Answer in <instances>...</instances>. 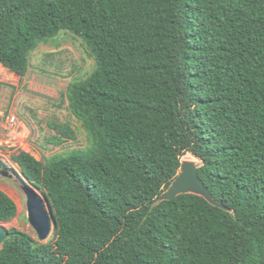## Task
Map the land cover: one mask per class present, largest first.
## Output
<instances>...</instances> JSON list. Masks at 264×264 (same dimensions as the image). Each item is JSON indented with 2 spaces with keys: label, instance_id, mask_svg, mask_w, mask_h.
<instances>
[{
  "label": "trees",
  "instance_id": "obj_1",
  "mask_svg": "<svg viewBox=\"0 0 264 264\" xmlns=\"http://www.w3.org/2000/svg\"><path fill=\"white\" fill-rule=\"evenodd\" d=\"M62 32L96 61L65 96L89 146L13 156L57 230L10 228L0 264H264V0H0V67L23 79ZM187 154L223 208L159 201ZM17 214L0 189V223Z\"/></svg>",
  "mask_w": 264,
  "mask_h": 264
},
{
  "label": "rangeland",
  "instance_id": "obj_2",
  "mask_svg": "<svg viewBox=\"0 0 264 264\" xmlns=\"http://www.w3.org/2000/svg\"><path fill=\"white\" fill-rule=\"evenodd\" d=\"M95 67L96 61L83 40L68 32H62L49 43L40 45L31 54L28 72L23 79L0 67V163L12 175L9 178L0 173V189L18 206L17 216L8 223H0V227L26 232L38 244L53 241L51 219V232L44 241L39 240L31 226L23 187H32L44 205L45 194L22 176L20 167L12 158L25 151L43 160L89 146L87 133L71 115L65 96L71 83L86 79ZM54 121L71 124L76 140H68L61 145L52 144L49 140L55 132L48 123ZM189 155L184 156L182 162L200 163ZM45 208L49 215L47 206Z\"/></svg>",
  "mask_w": 264,
  "mask_h": 264
},
{
  "label": "water",
  "instance_id": "obj_3",
  "mask_svg": "<svg viewBox=\"0 0 264 264\" xmlns=\"http://www.w3.org/2000/svg\"><path fill=\"white\" fill-rule=\"evenodd\" d=\"M0 163V173L11 178L12 175L5 168H2ZM200 163L195 161L182 162L179 174L176 179L171 183L169 188L163 192L159 198V201H170L184 194H193L201 196L206 199L210 204L222 207L211 196L208 188L199 177ZM23 176V175H22ZM27 180V179H26ZM28 181V180H27ZM29 182V181H28ZM34 186L31 182H29ZM35 187V186H34ZM23 191L26 195V204L28 211V220L31 226L36 231L40 241H44L48 238L51 232V223H53L54 232L57 230V221L54 217L51 204L48 197L45 195V205L41 197L30 186H24ZM49 210V215L46 212V207ZM8 238V230L0 227V248H2L4 242Z\"/></svg>",
  "mask_w": 264,
  "mask_h": 264
},
{
  "label": "flooded vegetation",
  "instance_id": "obj_4",
  "mask_svg": "<svg viewBox=\"0 0 264 264\" xmlns=\"http://www.w3.org/2000/svg\"><path fill=\"white\" fill-rule=\"evenodd\" d=\"M2 166H3L2 168H5L4 164H2ZM5 169H6V168H5Z\"/></svg>",
  "mask_w": 264,
  "mask_h": 264
},
{
  "label": "bare ground",
  "instance_id": "obj_5",
  "mask_svg": "<svg viewBox=\"0 0 264 264\" xmlns=\"http://www.w3.org/2000/svg\"><path fill=\"white\" fill-rule=\"evenodd\" d=\"M20 204V203H19Z\"/></svg>",
  "mask_w": 264,
  "mask_h": 264
}]
</instances>
